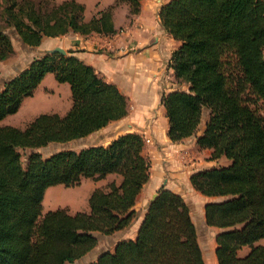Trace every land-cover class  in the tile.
Instances as JSON below:
<instances>
[{
  "label": "trees",
  "instance_id": "obj_1",
  "mask_svg": "<svg viewBox=\"0 0 264 264\" xmlns=\"http://www.w3.org/2000/svg\"><path fill=\"white\" fill-rule=\"evenodd\" d=\"M141 0H115L84 21L75 0H8L2 15L19 39L34 47L43 36L116 31L112 8ZM162 27L179 45L170 66L187 90L162 94L172 142L193 135L207 113L196 143L225 156L227 165L201 169L192 186L207 196H224L204 207L208 225L220 230L214 250L217 264H264V118L243 97L247 87L264 101V0H169L159 10ZM13 53L11 38L0 28V60ZM47 72L70 85L72 103L63 116L40 113L24 128L0 125V264H64L96 244L93 232L109 234L134 219V205L149 178L142 134L131 131L108 144L62 149L43 157L32 151L23 167L19 148L63 143L127 114L126 97L113 83L72 51L44 52L5 81L0 89V120L17 111ZM120 176L106 189L95 188L89 211L69 213L59 207L42 212L46 188L78 185L83 178ZM248 246L245 255L238 250ZM89 264H205L196 227L184 199L162 186L149 202L134 238L121 239L112 251Z\"/></svg>",
  "mask_w": 264,
  "mask_h": 264
},
{
  "label": "crops",
  "instance_id": "obj_2",
  "mask_svg": "<svg viewBox=\"0 0 264 264\" xmlns=\"http://www.w3.org/2000/svg\"><path fill=\"white\" fill-rule=\"evenodd\" d=\"M75 1L84 6V21H89L97 14V11L105 10L115 2V0ZM168 1L141 0L136 14H130V7L126 2L115 5L111 10V22L116 31L112 34L98 32L80 34L69 31L54 37L43 36L40 44L34 47L22 42L21 44L28 47L25 51H29L31 55H34V50L46 52L55 46L64 48L66 52L72 51L84 63L91 65L102 79L115 84L126 97L128 109L125 116L110 121L84 137L77 138L98 137L100 139L98 142L92 141L87 145H106L124 132L135 131L144 137V152L149 159V178L142 186L134 205V210L138 207L142 210L141 214L137 215L127 227L119 231L121 239L134 238L152 194L164 186L184 199L195 224L200 247L199 235L202 230L207 236L205 242L207 249L212 246L210 250L214 251L216 235L220 229L206 223L204 207L207 202L221 201L225 197L200 193L192 186L190 176L201 169L227 165L230 160L223 155L212 159L211 149L200 147L196 143V136L202 133L205 126L206 120H203V116L199 124L202 128L197 130L195 135L176 142H172L167 135L168 121L161 103V96L176 88L182 90L188 88L187 83L179 84L176 81L170 66L171 53L179 42L162 27L159 20V10ZM12 36L20 40L16 32ZM13 50L9 57L2 60L3 65L5 64L2 72L7 77L0 83V88L5 81L26 68L33 59L26 62L29 53L24 50L22 53L15 46ZM33 92L37 99L32 101V109L26 116V124L40 113H57L63 116L71 107L69 83L57 81L52 72H47L43 76ZM5 118L7 116L0 122H4ZM4 124L18 127L9 121ZM112 178L119 181L120 176L111 173L96 180L89 178L93 180L92 183L84 182L83 178L78 185L68 186L72 188L71 198H73L68 200V212L72 214L79 211L88 212V199L91 192L95 188H103L106 180H113ZM61 185L64 186L63 184L49 186L45 193L51 189L55 198L60 194ZM93 253H95L94 248L83 256H90ZM213 262L217 264L215 259Z\"/></svg>",
  "mask_w": 264,
  "mask_h": 264
},
{
  "label": "rangeland",
  "instance_id": "obj_3",
  "mask_svg": "<svg viewBox=\"0 0 264 264\" xmlns=\"http://www.w3.org/2000/svg\"><path fill=\"white\" fill-rule=\"evenodd\" d=\"M4 1H8V0H0V28L1 30H3L4 33L8 34L9 37L11 38V42L12 47L15 46L16 49L20 52L23 53V50L25 51L26 48H28L27 46H23V44H21V40H18L16 38H14L12 35L15 34V30L9 26L6 25L5 20L3 18L2 15V8H3V4ZM31 1H37V0H31ZM20 42V44H19ZM23 43V42H22ZM22 45V46H21ZM179 45V44H178ZM14 52V50H13ZM26 53H29V51H25ZM44 53L42 50H34V55H31V53H29V57H27L26 62H28L31 58L37 57L38 54H42ZM14 58V56H13ZM4 60V59H3ZM2 60H0V83H2L4 81V79H6V74L2 72V70L5 68V64L3 65ZM11 73V71L9 72ZM180 84V83H179ZM1 89V88H0ZM178 89V88H176ZM34 92L32 93V95L24 97L17 109L16 112L12 113V114H8L7 118H5L4 122H0V125H3L6 121L8 122H13L14 124H16L18 127L20 128H24L25 127V120H26V116L28 113H30L31 109H32V101L36 100L37 98L34 96ZM243 97L247 99L248 103L250 104V106H252L253 108L256 109L257 113H259L263 118H264V101H262L261 99L256 98V96L247 88L245 87L243 89V93H242ZM31 103V105H30ZM207 119V113L204 112L203 114V120ZM1 121V120H0ZM202 128V125L199 126L200 130ZM197 132V131H196ZM196 132L194 133V135L196 134ZM197 138V136H196ZM100 139L98 137H96L95 139L93 138H84V139H76V140H72V141H67V142H63V143H55V142H51L48 143L45 146H41L38 148H19V152H20V158H21V162H22V166L24 167L27 163V155L32 152V151H37L39 152L43 157H47L50 154L62 150V149H75L78 150L84 146H87V144H89L92 141L98 142ZM206 148V147H203ZM211 156V155H210ZM209 168V167H208ZM85 181L84 182H91L93 180L89 179V178H84ZM113 180H106V183H104V187L103 189H106L108 184L110 182H114V183H119V181H116V179L112 178ZM82 182V183H84ZM84 184H82V187ZM60 194L59 196H56L55 198H53V193L50 190L46 191V193L44 194L43 200H42V212H46L47 210H52L55 208H59V207H63L66 208L68 210V200L73 199L71 198L72 196V188H68V186H60ZM102 189V188H101ZM159 190V189H158ZM78 197V195L75 197V199ZM57 202V203H56ZM141 210L142 208L138 207L135 210L134 213V219L136 218L137 215L141 214ZM144 211V209H143ZM133 219V220H134ZM139 228V227H138ZM124 229V228H122ZM122 229H119L117 231H114L112 233L109 234H104L101 232H94L93 234L96 237V244L94 248L95 253L91 254L90 256H81L80 258L74 260L73 262L69 263L66 262L64 264H89L94 262L97 257L105 252V251H112L115 247V244L121 240L120 237V232ZM136 236V235H135ZM134 236V237H135ZM199 238L201 239L200 243H201V248H202V253L203 254V258H204V263L205 264H213V259H215V253L212 249V246L210 248L207 249L205 242L207 240V236L205 233H203V231H200V235ZM123 239V238H122ZM128 239V238H125ZM257 243H264V240H259ZM249 251V247L247 246H243L242 248H240L238 250V254L239 255H245L247 252Z\"/></svg>",
  "mask_w": 264,
  "mask_h": 264
},
{
  "label": "water",
  "instance_id": "obj_4",
  "mask_svg": "<svg viewBox=\"0 0 264 264\" xmlns=\"http://www.w3.org/2000/svg\"><path fill=\"white\" fill-rule=\"evenodd\" d=\"M48 52H59L62 54H66V50L60 46H55L52 49H49ZM156 195H157V192L153 193L149 202H151L156 197Z\"/></svg>",
  "mask_w": 264,
  "mask_h": 264
}]
</instances>
